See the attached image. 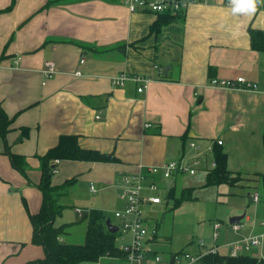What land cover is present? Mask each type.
I'll list each match as a JSON object with an SVG mask.
<instances>
[{
  "label": "crops",
  "instance_id": "obj_1",
  "mask_svg": "<svg viewBox=\"0 0 264 264\" xmlns=\"http://www.w3.org/2000/svg\"><path fill=\"white\" fill-rule=\"evenodd\" d=\"M122 1L0 0V108L10 121L5 140L0 138V264H28L44 257L43 249L31 243L29 215L38 213L42 204L36 187L41 179L39 158L61 137H76L81 149L111 155L115 161H51L56 167L52 186L74 179L61 202L72 209L75 221L55 226L79 225L91 209L122 210L120 175L140 167L201 155L193 177L150 176L145 181L144 186L155 181L157 190L144 188L142 195L159 197L160 203L142 206V215L146 225L152 220L156 226L154 209L164 206L163 199L167 204L172 189L175 198L187 190L190 200L185 202L207 195L217 200L221 185L206 186L214 149L225 154L230 173L264 175V52L253 50L249 37L250 29L264 31V3L254 14H233L230 0L194 3L158 31L152 29L156 15L131 13ZM45 62L55 67L50 79L43 76ZM123 72L148 77L151 83L141 94L132 83L112 86L111 79ZM239 77L256 89L208 84L210 78ZM8 153L25 158L24 175L12 167ZM179 183L183 186L176 197ZM242 184L232 187L254 190ZM247 196L257 204L256 214H263L261 196L256 202ZM243 219L246 224L238 233L228 223L232 240L219 246L264 233L261 222H250L255 219L250 214ZM219 229L213 225V235ZM152 230L150 254L169 264L178 252H159L157 246L170 238L161 239L158 227ZM76 235L72 231L69 237ZM217 239L218 234L216 240L212 236L213 243L204 244L218 245ZM193 248L186 252L198 254L197 243ZM252 252L251 257L258 253ZM153 258L148 255L142 264H155ZM96 264L125 262L104 257Z\"/></svg>",
  "mask_w": 264,
  "mask_h": 264
},
{
  "label": "trees",
  "instance_id": "obj_2",
  "mask_svg": "<svg viewBox=\"0 0 264 264\" xmlns=\"http://www.w3.org/2000/svg\"><path fill=\"white\" fill-rule=\"evenodd\" d=\"M60 1L56 0V2ZM182 15L172 16L170 13L156 15L158 18L153 24L152 29L159 31L164 24ZM249 37L251 48L255 51L264 52V31L250 29ZM9 125V119L0 108V138L3 141L5 140ZM8 156L12 167L24 175L27 169L25 158L10 153H8ZM54 159L58 161L70 160L104 163L115 161V158L111 155L81 149L77 138L72 136L61 137L54 148L39 158L41 179L36 187L42 195V204L38 213L29 215V219L32 226L31 243L43 249L44 257L31 261L28 264H96L104 257H112L124 261V256L115 245L119 233L112 234L107 230L105 221L106 219H110V217L103 211L91 209L82 215L81 222L83 225L79 229H81L83 234L77 240L69 237L71 232L75 231L76 226L54 225L55 217L64 208L61 199L67 195L68 189L74 183V179H71L65 181L60 186H52V176L56 172L55 165L51 164V161ZM213 159L216 165L207 174L206 186H219L222 184L237 186L240 183H246L249 188L256 189L259 183L264 200V175L245 176L230 173L226 169V156L219 149L213 150ZM173 194L174 191L172 189L167 195V199L173 201L172 210L178 208L183 202L190 200L187 190H183L179 198H175ZM149 256L155 255L149 254ZM199 262L202 264H264V260H259L249 255L230 258L220 256L219 254L206 255Z\"/></svg>",
  "mask_w": 264,
  "mask_h": 264
},
{
  "label": "built area",
  "instance_id": "obj_3",
  "mask_svg": "<svg viewBox=\"0 0 264 264\" xmlns=\"http://www.w3.org/2000/svg\"><path fill=\"white\" fill-rule=\"evenodd\" d=\"M209 0H123V5L129 12H144L159 15L163 13H170L172 16L184 14L189 5L194 3H208ZM17 63V61L15 62ZM83 63V60H81ZM156 68V67H155ZM55 74V67L52 62H45L43 76L44 79H50ZM76 77H80L81 73L76 72ZM132 83L137 88V93L141 94L147 90L148 85L151 83V79L138 74L119 73L111 79V85L114 87H124L126 84ZM211 87L233 90H255L256 85L252 82L246 81L243 78L236 79H216L211 78L208 81ZM99 116H96L98 119ZM217 145L221 146L222 142L217 141ZM190 147L196 149L195 144L191 143ZM209 152L211 148H208ZM55 162H58L57 160ZM202 162L201 155L195 157H183L177 161H170L160 166H148L140 167L135 173L121 174L120 175V193L119 198L124 203L122 210L115 211L113 218L118 221L117 232L119 237L124 239L128 237L126 243L118 247V250L124 256L125 264H142L150 254V250L147 247V242L155 235L154 230H149L146 227L145 221L142 215V206L158 205L160 198L144 197L142 191L144 188L150 191H156L157 185L155 181H151L145 185V181L150 176L159 177L162 180H169L178 175H185L193 177L197 173V169ZM215 161H212L211 168L215 167ZM94 192L93 187H91ZM252 200L256 202L258 200L257 195H252ZM76 213L82 214L80 209H76ZM264 226V220L260 223ZM219 225H214V229H219ZM241 225H230L231 230L234 233H238L241 229ZM217 234L213 235V239L216 240ZM199 253L193 255L186 251H181L172 254L169 264H193L198 262L206 255H220L221 249H225V256L230 258H236L241 255H249L252 250L258 251L255 258L264 260V255L261 250L264 248V233L259 235L242 236L235 241L229 242L223 246L213 245L207 247L203 240L197 241ZM251 256V255H250ZM155 264H164L158 255L153 258ZM166 264V263H165Z\"/></svg>",
  "mask_w": 264,
  "mask_h": 264
},
{
  "label": "rangeland",
  "instance_id": "obj_4",
  "mask_svg": "<svg viewBox=\"0 0 264 264\" xmlns=\"http://www.w3.org/2000/svg\"><path fill=\"white\" fill-rule=\"evenodd\" d=\"M182 186L183 183H179L176 186V197H179ZM218 191L219 195L217 196L216 201L213 198V195H207L195 201L184 202L178 208L173 210V201L167 200V204L165 205L166 200L163 199L164 206L154 209V219H157V226L152 220L147 221L148 223L146 225V227L150 230H152V228L157 229L158 227V235L161 237V239L168 240L170 238L169 243L163 241V244L157 246L159 252H190L194 249L193 244L195 245L199 240H203L205 244L207 243V245H210L213 243V225L217 224L221 227L217 231V244L222 245L225 241H231L232 234L227 226L229 219L232 217L250 214L253 218H255L250 222L254 223V220H256L258 225L264 220V212L263 214H256L257 209L255 211V206L257 204L250 202L247 196L248 193L250 195L257 194L261 196L260 202L258 204L260 206L263 205L264 207L262 188L260 184H258L254 190H247L241 187H229L222 184L219 186ZM113 212L114 210L110 209L105 214L110 217ZM164 212H166L165 215H163ZM234 212H238L239 215H234ZM80 219L78 218L77 220ZM73 221H75V216L72 212V209L64 208L62 209L61 214L55 217L54 224L56 223L58 225L61 222ZM112 222L118 224V221H116L114 218L112 219ZM251 223L248 224L249 228H252ZM245 224V219H242L240 221V225ZM82 225V223L76 225L74 230L77 235L73 237V240L78 239L79 228H82ZM127 240L128 237H124V239H122L118 236L115 241V245L117 247H121L126 243ZM221 250L226 252L224 248ZM251 255H253V252H251ZM160 256H162V254H160Z\"/></svg>",
  "mask_w": 264,
  "mask_h": 264
},
{
  "label": "clouds",
  "instance_id": "obj_5",
  "mask_svg": "<svg viewBox=\"0 0 264 264\" xmlns=\"http://www.w3.org/2000/svg\"><path fill=\"white\" fill-rule=\"evenodd\" d=\"M264 0H230L233 14H254Z\"/></svg>",
  "mask_w": 264,
  "mask_h": 264
},
{
  "label": "water",
  "instance_id": "obj_6",
  "mask_svg": "<svg viewBox=\"0 0 264 264\" xmlns=\"http://www.w3.org/2000/svg\"><path fill=\"white\" fill-rule=\"evenodd\" d=\"M165 74V73H164ZM244 218V215L242 216H239V217H232L231 219H229L228 223L230 225H233V224H238L240 223V221ZM105 225L107 227V230L112 233V234H115L117 232V227L115 225H113L111 223V220L110 219H106L105 221Z\"/></svg>",
  "mask_w": 264,
  "mask_h": 264
},
{
  "label": "bare ground",
  "instance_id": "obj_7",
  "mask_svg": "<svg viewBox=\"0 0 264 264\" xmlns=\"http://www.w3.org/2000/svg\"><path fill=\"white\" fill-rule=\"evenodd\" d=\"M166 17V16H165ZM171 17V16H170Z\"/></svg>",
  "mask_w": 264,
  "mask_h": 264
}]
</instances>
